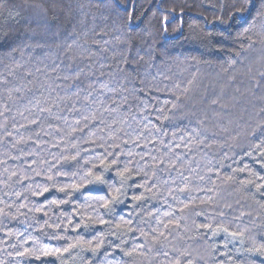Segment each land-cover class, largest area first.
I'll use <instances>...</instances> for the list:
<instances>
[{"label":"snow or ice","instance_id":"obj_1","mask_svg":"<svg viewBox=\"0 0 264 264\" xmlns=\"http://www.w3.org/2000/svg\"><path fill=\"white\" fill-rule=\"evenodd\" d=\"M10 2L12 0H0V8ZM96 2L104 5L109 13L126 14L122 19L131 31L144 23L150 10L137 13L134 0ZM153 2L155 0H150ZM61 5L62 0H52L51 15L41 4L26 5L25 11L30 10L28 16L8 8L0 21V53L13 55L17 52L19 36L11 25L21 21L29 26L42 25L48 30L63 27L67 32L74 18L62 21V14L57 10ZM129 5L133 7L132 12H129ZM220 13L211 21L205 18L206 26L213 25L211 30L205 28L207 34L202 38L209 46L219 45L217 50H222L223 44L234 40L239 48L237 57L244 56L257 44L264 46V0H221ZM168 25L169 16L165 15L160 23L161 42L158 44L165 50L183 36L182 26L173 29L175 35H172L168 33ZM258 25L259 31L256 30ZM144 31L149 39L143 41L142 47L152 48V34L148 29ZM93 33L96 53L104 56L107 49L100 47L99 42L104 40L106 33H97L95 28ZM71 48L69 44L68 49ZM121 59L123 68L114 69L110 63L101 62L98 72L90 69L87 86L81 80L80 71H71V63L57 64L52 72L63 66L69 70L68 74H57L52 84L43 86L47 97L43 101L36 99L34 104L25 92L32 93L33 97L36 93L27 85L24 92L14 83L7 89V100L0 116L7 118L5 114L11 111L8 101L27 99L33 107L25 109L31 113L30 119L25 117L27 123L19 126L13 123L16 136L5 128V136L0 137V144H10V150L5 152L7 159L0 160V165L5 166L0 172V205H3L0 226L8 228L5 220L14 223L15 228H8L5 234L10 236L15 232L24 238V244L43 238L64 241L60 247L43 249L33 243L16 255L44 264L42 258L62 260L64 253L79 248L81 252L90 253L85 264H133L136 257L146 255L163 257L167 264H198L203 257L193 255L192 245L180 243L182 231H194L195 236L188 239L203 241L210 255H224L230 264H264V225L254 233L247 227L240 228L238 222L245 213L233 215L236 211L233 204L219 195L217 184V181L231 182L264 200V123L251 129L248 138L252 143L241 149L243 157L250 158L259 168L248 164L239 168L227 165L230 172L224 174L223 161L236 162L234 157L240 153L232 149L238 145L229 144L227 139L218 143L219 133H209L203 120L195 124L191 120L182 123L185 117H178L176 113L187 89L177 95L181 87L178 82L170 86V77L158 71L141 75L140 69L132 65L131 57ZM157 60H161V56L153 55L149 67L155 68ZM238 62L242 61L234 58L230 66ZM15 66L23 67L19 62ZM106 75L108 82L104 79ZM9 76H14L11 69L7 76L0 74V87L11 83ZM31 76L32 73L26 71L20 79L31 83ZM261 81H264V72L259 73L258 79L249 81L247 89L264 90ZM61 88L66 95L70 94L67 103ZM44 92H40V96H44ZM242 97L237 87L231 97L232 106ZM209 106L225 113L229 107L223 93L211 99ZM18 114L24 116L23 111ZM20 129H24L26 135L21 134ZM220 131L230 135L228 126ZM217 147L223 161L214 162L208 157ZM235 203L239 205L240 201ZM64 207H71V212L64 211ZM74 217H78L75 223ZM198 217L202 218L199 223ZM233 224L236 228L230 230ZM68 225L73 232L89 233L91 230V238L77 235L74 242H69ZM96 225L105 227L96 228ZM58 230L64 235H59ZM32 232L39 235L33 236ZM245 233H250L247 239L252 243L249 246H245ZM221 235L226 250L223 253L216 240ZM237 244L241 247H235ZM232 248H235L236 258L229 255ZM218 264H225V261L220 260Z\"/></svg>","mask_w":264,"mask_h":264},{"label":"trees","instance_id":"obj_2","mask_svg":"<svg viewBox=\"0 0 264 264\" xmlns=\"http://www.w3.org/2000/svg\"><path fill=\"white\" fill-rule=\"evenodd\" d=\"M220 2L221 0H162V2L161 0H155V2L150 3V0H134L137 13L143 9H150L144 19V23L139 28H136L135 31H131L122 19L126 14L109 13L106 11L105 6L98 4L96 0H62V5L57 9L62 14V21L74 18V23L67 29V32L64 31L63 27L48 30L42 25L33 23L29 26L23 21L20 24H13L11 27L14 28L15 33L19 36L16 41L18 45L17 52L13 55L0 53V74L7 76L8 71L11 69L14 76L8 77L11 83L0 87V111H3L4 102L7 100V89L11 88L13 83L21 87L22 92H24L25 85H27L28 88H31L36 93L33 97L32 93L25 92L27 97L33 99V104L36 99L43 101L47 97V92H44L43 86L52 84L57 74L63 76L69 72L63 66L58 68L57 72H52V68L57 64H61V62H63V65L71 63L73 65L72 72L80 71L81 80L87 86L89 81L86 77L90 69L98 72L101 62L110 63L114 69L117 66L123 68L125 65L121 58L131 57L132 65L140 69L141 75L147 71H158L170 77V86L171 83L178 82L180 84L181 87L177 91V95H180L185 88L187 89L186 96L182 97L183 103L176 113L178 117H185L182 123L187 124L188 120H191L195 124L196 121L203 120L209 133H219L220 139L218 143H222L224 139H227L229 144L238 145L232 149V151L240 153V155L234 157L235 163L233 160L223 161L218 147L208 157L213 159L214 162L223 161L225 165L224 174L230 172L227 165L239 168L243 164H248L250 167L258 169L259 166L254 164L250 158L243 157L241 149L248 147L252 143L250 138H248V133L251 129L258 123H264V113H261V108L264 107V90L247 89L249 81L258 79L259 73L264 72V46L257 44L254 49H249L241 57L236 56L239 48L234 40H229L223 44L222 50H217L221 47L219 45L215 48L209 46L202 38L207 34L205 28L211 30L213 25L207 24L206 26L205 18L211 21L214 16L221 14ZM32 4L43 5L49 9V15H51L52 0H12L4 8H0V21L6 16L8 8L13 9L14 12L19 11L21 16H28L30 10L25 11V6ZM78 5H83V7L80 8ZM132 11L133 7L129 5V12ZM165 15L169 16V34L175 35L173 29L178 26L183 28V36L180 41L170 43L166 50L158 47L161 42L160 23ZM173 16L176 18L173 19ZM105 17H107V20ZM93 28H95L97 33L101 31L106 33L104 40L99 42L100 47L107 49L104 56L96 53ZM145 29H148L152 34L150 38L153 45L152 48L147 45L142 47L143 41L149 39L144 31ZM256 30L259 31V25ZM105 40L107 41L106 44ZM69 44L72 45L71 49H68ZM37 45L41 46L37 47ZM129 48H131L130 52ZM21 51L23 52L22 56ZM90 52L96 54L90 56ZM153 55H160L161 60L155 62V68H150ZM105 57L107 58L106 61ZM234 58L242 62L230 66V62ZM16 62H19L23 67L16 68ZM37 69L40 71H37ZM26 71L32 73L31 83L20 79ZM233 77H235L234 80L232 79ZM93 79L95 78L93 77ZM104 79L105 82H108L107 75ZM116 79L120 80L121 83L123 82L120 77H116ZM261 83H264V81H261ZM237 87L240 88L243 97L236 106H232L231 97ZM60 91L64 97V102L67 103L70 94L66 95L64 88H61ZM40 92H44V96H40ZM222 93L225 94L229 105L226 113L219 109L214 111L213 107L209 106L211 99ZM15 96L16 93L13 92V97ZM71 99L75 100V97L71 96ZM33 104H29L27 99L15 100V102L8 101V107L11 108V111L5 114L7 118L0 116V125L5 126L0 127V137L5 136V128L16 136L17 133L16 129L13 128V123L17 126L27 123L25 117L30 119L31 113L25 111V109L32 108ZM41 106L47 105L42 104ZM20 111L24 112L23 117L18 114ZM225 126H228L230 135L220 131ZM20 133L25 134L24 129H20ZM9 150L10 144H0V160L7 159L5 152ZM52 151H56V149ZM232 151L229 152V155L232 154ZM11 163L9 161V165ZM203 163L204 161L201 160V164ZM4 167V165H0V172L3 171ZM217 184L220 186L219 195L225 197L229 203L233 204V208L236 210L233 215L238 216L241 211L245 213L243 219L238 222L240 228L247 227L253 233L258 232L260 226L264 225V200L253 197L251 193L245 192L239 186L232 185L231 182L224 184L217 181ZM237 200L240 201L239 205L235 203ZM0 207H3V205H0ZM63 210L70 213L71 207H64ZM125 211L127 212V209ZM53 219H55V216H53ZM76 219L78 217H74L73 223H75ZM201 219L199 217L196 218L197 223ZM252 221H255V223ZM188 223L191 224V220ZM5 224H8V228H15V224H9L7 220H5ZM65 224H67L66 220ZM95 227L104 228L105 226L96 225ZM229 227L230 230H235L236 225L233 224ZM8 228L0 226V264H41L40 261L34 259L19 257L16 252L22 251L24 247L32 246L33 243L35 247L40 249L64 245L62 240H48L47 238L37 241L30 240L28 244H24V238L15 232L10 236L6 235ZM68 228L67 236L69 242H74L73 238L77 235H85L87 238H91V230L89 233H85L82 230L73 232L71 225H68ZM47 231L50 232L52 230L47 229ZM32 235L37 236L39 233L32 232ZM59 235L63 236L64 233L59 232ZM249 235L250 233H245V246H249L252 243L251 240L247 239ZM181 236L183 237L180 241L182 245H192L193 255L197 258L203 257V260H198V264H218L220 260L225 261V264H230L224 255L219 253L210 255V249L203 241L196 242L188 239V237L195 236L194 231L186 233L182 231ZM108 238L114 239L113 237ZM216 240L220 253L225 252L222 235ZM235 247L241 246L237 244ZM89 255L90 253L81 252L77 248L70 250V253H64L62 260L55 257H46L42 258V260L44 264H53V262L54 264H85V260ZM229 255L236 258L235 248H232ZM133 264H167V262L163 257L153 258L152 255H146L136 257Z\"/></svg>","mask_w":264,"mask_h":264}]
</instances>
